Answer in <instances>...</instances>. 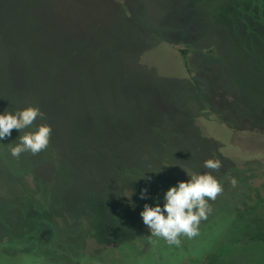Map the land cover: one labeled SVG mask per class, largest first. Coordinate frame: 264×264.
Instances as JSON below:
<instances>
[{
	"label": "rangeland",
	"instance_id": "1",
	"mask_svg": "<svg viewBox=\"0 0 264 264\" xmlns=\"http://www.w3.org/2000/svg\"><path fill=\"white\" fill-rule=\"evenodd\" d=\"M194 8V0H0V112L45 114L34 122L51 127L49 145L31 153L35 175L24 183L64 190L43 207L50 224L31 212L29 246L13 245L22 228L0 226V264H199L214 245V264H264V241H232L211 216L230 191L264 184V76L232 58L250 105L215 26ZM51 68L63 80L49 84ZM27 131H13V143ZM208 159L220 168H205ZM204 173L222 191L197 234H181L178 245L152 236L144 204Z\"/></svg>",
	"mask_w": 264,
	"mask_h": 264
},
{
	"label": "trees",
	"instance_id": "2",
	"mask_svg": "<svg viewBox=\"0 0 264 264\" xmlns=\"http://www.w3.org/2000/svg\"><path fill=\"white\" fill-rule=\"evenodd\" d=\"M194 4V11L197 15L201 19H209L215 26L223 41V50L227 52L224 63L227 65L228 73L238 82L240 90L248 99L247 103L251 105V93L241 81L243 78L239 76L233 66V61L240 62V65H249L259 75L264 76V0H194ZM231 36L235 39L237 37V43L232 41ZM226 39L231 40L232 43L230 41L227 43ZM233 57L235 60L232 59ZM54 70L47 69L49 75L46 76L48 77L46 81L49 84L50 80L54 78L59 77L63 80V70ZM25 71L30 76V71ZM32 72L34 73V69ZM34 75L36 78L37 74L34 73ZM38 91L32 89L30 93L35 98L34 104L42 106L41 99L36 100L35 97ZM33 123L32 127L35 130L37 123ZM13 131L17 130L13 129ZM12 140L14 139L10 137L0 141V226L8 228V232H20L19 228H22L21 233L25 234L23 237H17L16 233L11 235L12 239L16 241H13L15 243L13 245L19 246L24 243L29 246L27 234L31 230V212L35 213L33 217L38 215V221L41 219L40 222L45 221L50 224L42 216L43 207H48L49 196L63 193L64 190L60 184L52 185L50 194L41 185L39 186L40 182L35 181L34 187L25 184L27 175H35L33 169L36 168L30 162V152L22 153L17 158L10 155L7 144ZM12 144H14L13 141ZM54 164V161H51V165L54 166ZM52 192L54 193L52 194ZM227 195L222 197L225 199L226 205H221V209L211 213L213 221L214 219L221 220L222 224L226 225L225 236L231 237L235 242L264 241V184L255 187L247 185L244 190L230 191ZM58 204L63 205V203ZM12 208H16V210L12 212ZM28 241L30 244L34 242L32 239ZM40 241L36 243L37 248L42 244ZM2 245L5 249L7 248L5 244ZM214 247L215 245L210 252H206L202 257L197 256L198 258H196L194 255H190L195 257L199 264H214L217 261L216 253L213 252Z\"/></svg>",
	"mask_w": 264,
	"mask_h": 264
},
{
	"label": "clouds",
	"instance_id": "3",
	"mask_svg": "<svg viewBox=\"0 0 264 264\" xmlns=\"http://www.w3.org/2000/svg\"><path fill=\"white\" fill-rule=\"evenodd\" d=\"M44 115L38 107L32 106L14 112L5 109L0 112V141L10 138L13 129L20 133L22 129L32 126L37 118L43 119ZM50 135L49 125H37L34 131L18 135L15 144H12L13 140L9 142V153L14 158L25 152L35 155L48 147ZM220 166L218 159H208L204 162V167L208 169L215 170ZM232 183L235 184L234 179ZM221 191V184L211 174H192L190 178L169 186L161 200L152 204L145 203L139 215L152 236L178 245V237L181 234L188 237L197 234L199 222L211 211L207 201L214 200ZM140 198H146L144 191L141 192Z\"/></svg>",
	"mask_w": 264,
	"mask_h": 264
}]
</instances>
